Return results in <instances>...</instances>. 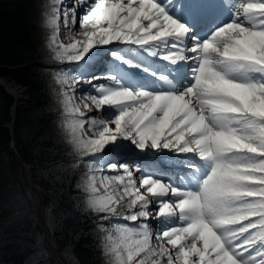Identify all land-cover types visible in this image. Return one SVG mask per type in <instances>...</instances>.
<instances>
[{
    "label": "snow or ice",
    "instance_id": "1",
    "mask_svg": "<svg viewBox=\"0 0 264 264\" xmlns=\"http://www.w3.org/2000/svg\"><path fill=\"white\" fill-rule=\"evenodd\" d=\"M50 15L108 264H264V0H61ZM107 59L142 78L83 68Z\"/></svg>",
    "mask_w": 264,
    "mask_h": 264
},
{
    "label": "trees",
    "instance_id": "2",
    "mask_svg": "<svg viewBox=\"0 0 264 264\" xmlns=\"http://www.w3.org/2000/svg\"><path fill=\"white\" fill-rule=\"evenodd\" d=\"M41 1L0 0V75H12L31 93L18 111V147L28 161L43 166L34 170V180L49 194L46 220L57 249L71 264H108L101 221L88 209L81 183L87 168L63 137L64 116L56 105L60 60L44 56ZM13 101L0 86V264H57L39 219L41 198L10 145Z\"/></svg>",
    "mask_w": 264,
    "mask_h": 264
},
{
    "label": "rangeland",
    "instance_id": "3",
    "mask_svg": "<svg viewBox=\"0 0 264 264\" xmlns=\"http://www.w3.org/2000/svg\"><path fill=\"white\" fill-rule=\"evenodd\" d=\"M61 2V0H42L41 1V10H42V17H41V25H42V31H43V40H45L46 41V44L48 45L47 47H48V52L46 53V54H44V56H47L48 58L50 57H53V58H55L54 57V52H53V49L49 46V41H50V39H51V37H52V33H53V31H54V28H55V23L51 20V15H50V10H51V7L52 6H54V5H56V4H59ZM60 23V25L61 26H63L62 25V21H60L59 22ZM60 35H61V38H64L65 37V32H63V31H61L60 32ZM65 42H67V41H65ZM125 50V49H124ZM125 53H128V52H125ZM115 62H117V68L118 69H120V67H119V62L118 61H115ZM64 62L63 61H60L59 62V65H62ZM5 78H9V79H11L15 84H16V86H23V87H25V89H26V92L25 93H22V97H21V102L22 103H24V104H22L21 105V107L22 106H25L26 104H27V102H28V100L27 99H30L31 97V93H30V91H29V88H28V86H26V85H24V84H20V83H18V81L12 76V75H9V74H3V75H0V81L2 82V80L3 79H5ZM2 85V84H1ZM3 86H4V84H3ZM10 88V87H9ZM9 88H7V89H9ZM9 90H11V91H13L12 90V88H10ZM78 95H81V94H79L78 93ZM23 98H25V99H23ZM26 102V103H25ZM56 105H59L58 107H59V110H61L63 113H62V115L64 116V125H63V128H64V130H63V137L69 142V143H71L70 142V133H69V131H68V127H67V125H68V122H69V120H70V116L65 112V110H64V104H63V96H62V93H61V91H60V88H59V90H58V95H57V98H56ZM9 125V124H8ZM16 133V132H15ZM17 144H18V139H16L15 138V145L17 146ZM11 145V144H10ZM13 152H14V154H15V151L13 150ZM156 155V154H155ZM135 157H137L136 155L135 156H132V158L131 159H133V158H135ZM27 166L28 167H30V169L32 170L31 171V173H32V176H31V178L33 177L34 178V176H33V172H34V169H35V164H33V163H31L30 161H28L27 162ZM25 175H26V177L27 176H29V174H28V172L25 170ZM27 179L29 180V182H30V179L27 177ZM83 190H84V188H83ZM38 191L39 192H41V193H44L45 191L40 187V186H38ZM85 191V190H84ZM86 192V191H85ZM87 193V192H86ZM47 198H48V196H47ZM49 200V199H48ZM49 203L47 204V216L49 215V205H50V201H48ZM119 211L121 212V213H123V212H125L126 211V208L125 207H121L120 209H119ZM45 216V215H44ZM123 222H125V221H123V220H121V221H118L117 223H123ZM116 224V223H115ZM59 257L61 258V259H63L64 261H66L65 260V255L63 254V253H60V255H59ZM105 258H106V260H107V263H108V257L105 255ZM58 264H60V263H58Z\"/></svg>",
    "mask_w": 264,
    "mask_h": 264
},
{
    "label": "bare ground",
    "instance_id": "4",
    "mask_svg": "<svg viewBox=\"0 0 264 264\" xmlns=\"http://www.w3.org/2000/svg\"><path fill=\"white\" fill-rule=\"evenodd\" d=\"M221 15H222V14H221ZM62 25H63V23H62ZM61 31L65 32V31H64V25H63V26L60 25V32H61ZM155 66H161V65L157 64V65H155ZM124 68L127 69V72H132V73H136V74H138V73L135 71L136 68H130V67L127 66V65H126V67H124ZM121 73H123V72H121ZM138 75H139V74H138ZM140 77H141V76H140ZM3 81H4V83H5L7 86H9L10 88H12L14 94L17 96V99L20 100L21 97H22V93H25V92H26L25 87H23V86H16V84H15L11 79H9V78H8V79L5 78V79H3ZM135 155H136L137 157H139L140 154H138V153H136V152H134V151H132V150H128V151L126 152V154H125V157H126V159H131L132 156H135ZM147 161H148V160H147Z\"/></svg>",
    "mask_w": 264,
    "mask_h": 264
},
{
    "label": "water",
    "instance_id": "5",
    "mask_svg": "<svg viewBox=\"0 0 264 264\" xmlns=\"http://www.w3.org/2000/svg\"><path fill=\"white\" fill-rule=\"evenodd\" d=\"M16 113V107L13 109V115L15 116Z\"/></svg>",
    "mask_w": 264,
    "mask_h": 264
}]
</instances>
